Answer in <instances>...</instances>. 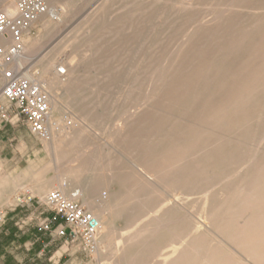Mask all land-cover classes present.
<instances>
[{"label": "rangeland", "instance_id": "obj_1", "mask_svg": "<svg viewBox=\"0 0 264 264\" xmlns=\"http://www.w3.org/2000/svg\"><path fill=\"white\" fill-rule=\"evenodd\" d=\"M45 1H46L47 7L49 10L50 9L55 10V14L57 13V17H52V15H49V14L42 15L35 21L33 25H30L29 27L30 31L28 33L23 34L22 39H23L24 45L27 48L32 47L31 48L32 52L29 54V57H31L30 58L31 60L26 61L25 63L29 65L28 69L31 71L32 74L36 76V78L43 85L45 91L51 96L52 113L54 110L55 103H57V105H59V107L61 108L60 114H57L54 116V119L58 121L57 122L58 130H56L55 133L61 134L63 130L71 131L73 126H75L76 124V126L79 127V129H81L84 132V134L80 142L74 145L72 148L71 147H67L66 149L62 148L60 152L54 153L51 149L47 148L42 138L33 135L29 131L28 127L25 125L22 118H20L17 115V111L14 105H12L11 107L12 113L10 114V117L8 120H5L1 117L4 120L3 122L4 130L0 132V155L2 154L1 155L2 158L0 159L1 161L0 162V264H19L14 259V257L22 255V254L28 257L27 261H24V264H49L48 262L49 257H51L53 253L57 252L61 248H64L62 251L66 254L63 256V258L60 260L58 264H178V263L180 264L183 261L184 262L181 264H184V263L185 264H189V263L190 264L192 263H195V264H205V263L215 264L216 263L218 264L219 260H220L219 264H251V262L252 264L253 263L254 264H257V263L264 264V259H263L264 250L255 249L252 252V249L250 248L253 247V245L251 244V246H247L248 245L247 242L256 241L257 239H259L260 235L264 231V206L262 207V205H264L263 204L264 195H262L264 194L263 193L264 192L263 191L264 190L263 189L264 180H262L264 179V173L262 175L259 170L257 172V167H256V166H259L261 163L264 164V159H262L264 157V153H263L264 152V148H263L264 147V111H263L264 108L262 107L264 106V98H263L264 97L263 95L264 94L263 93L264 92V14H263L264 13V7H263L264 0H260V1L259 0H219V1L218 0H213V1L212 0H188V1L187 0H167V2H165L166 0H163V1L159 0V2H157V0H150V1L148 0V2H146L147 0H133V1L115 0L116 2L114 0H59V2L57 0H45ZM258 1L260 3L262 2V5L257 4ZM128 2L130 3L127 4ZM138 3L140 5H138ZM146 3H147V6H146ZM247 3L249 5L245 6V4ZM3 5L4 3L0 4V9H5L3 7L1 8V6ZM70 5L72 6V8L73 7L74 8L73 9L70 8L71 7ZM141 5H144L142 6V10H145V13L147 12L146 13L147 15L145 16H148V17L153 16L152 20L156 19V22H160L163 20L165 21V23L169 22V23H172V25L173 24L175 25L173 27L174 31L170 32L171 33L170 36L167 37L168 36L167 35L166 37H164V39L166 40V43H165L166 49H168L169 47L174 49L173 47H176V46H177L176 48H179L180 45L185 46L189 43L191 46L194 45L192 48L196 47L195 49L196 50L199 49L198 52L201 51L202 54L204 53L206 54V52L208 54L209 52L214 53L216 50H220L224 48V50L226 51L220 50V51H224L222 54L221 52L216 51L215 55L219 53V55L220 54L221 55L223 54L232 55L233 57L247 59L246 65L241 68L238 67L235 70V75H232L233 77L230 76L226 78L225 80L223 78H219V83L227 84L229 83V80L231 81L234 78L236 79L238 75H242L239 73L243 72L244 74H249L248 78L252 80L251 82L252 86L247 88L249 90V93L247 94H249L250 95L249 97H251V96H254L256 92V95L254 97L248 98L246 100L243 99L241 100V102L234 100L231 102L230 105H228V108L225 111V116L227 115L229 119L230 118L235 119V120L232 119L233 122H231L227 117H225L227 120H225L224 125L227 123L226 126L230 127L228 129V130H231L230 132L227 130V127H225L227 131H225V129L221 131L224 127L223 125H221L220 128H217L214 126H213L214 128L212 127L210 128L212 131L214 130L213 135L211 133L209 134L210 130L209 132L207 130V133H205L206 131H202L200 132L201 134L200 133L197 134V137L195 138V144L200 145L201 147L203 146L202 148L204 149H201V147L199 148V146L197 145L195 147V150L198 153H196V155L194 156L193 161L197 162V163H194L197 168V172L200 169L199 173H197L196 175L198 176L199 174H201L202 177H206V175L203 176L204 175L203 173L206 172L205 174L207 173L210 174V175L207 174V179L209 178L210 179L207 181L205 178L204 179L205 181H204L199 175L200 177V180H199V178L196 176L197 178L194 180L192 185L186 188H183L185 190H181L182 192L181 191L173 192L175 191L174 184H170L169 182L168 184L169 187H166L168 181H165V182L158 181L155 177H152L153 173L151 172H150L151 174L147 173V171L149 170L145 169V167H147L146 163H144L142 165L143 167L141 166L140 168L141 170L144 169L143 170L144 174L142 177L139 178L136 175V168H135V164L138 165L139 162L137 163V161L135 160V154L133 153V145L131 146L130 144H128L126 137L124 133L122 132V129L125 127V124L129 123L128 121H131V122L135 121V119H137L139 116L142 115L143 112L146 111L145 107H144V110H142L141 108H143L142 106L143 102H146V88L144 86V83L147 81L148 76L145 79L144 78L141 79L142 77H140L141 75L137 71L138 69L136 68L137 67L136 61H138V56H139L138 52L136 50L133 51V57H132V51H131V55L129 56L130 58L132 57V59L130 62H129V59H130L129 56L128 57L126 56L127 58L126 57L124 58L123 63L125 64L124 65L125 68L121 72H118V71L116 72L117 73L116 80L111 82L110 84L109 79L106 77V74L104 73V66H103V62L101 59L102 55H99L101 54V52H100L99 46H97V44L99 45V42H98L99 35H104L105 39L110 40V36H112V32L115 31V29H118L117 27L121 26L124 20L128 18V14L125 13L127 9L130 8L131 10L132 8L133 9L139 8L140 10ZM217 5H218V8H215ZM121 6H124V7H121ZM200 7H201V10H199ZM225 7H227V11L229 12L225 13L226 12ZM197 8H199L198 9L199 11L196 10ZM246 9H248L249 11ZM253 9L255 10L256 13L253 12L254 11ZM121 10H123L124 12L122 13ZM195 10L197 12H195ZM215 10L218 13H215L214 12ZM149 11L150 13H148ZM104 13H105V17H104ZM107 13H109L110 17L108 16ZM195 13L196 15L197 14L198 15L197 16L194 15ZM231 13H232V16L230 15ZM247 13H249L250 15ZM120 14H122L121 15L122 17L120 16ZM199 14L201 15L199 16ZM234 14H236L237 17ZM254 14H257V15H254ZM113 15L114 16L116 15V17H114ZM248 15L249 17L251 16L252 20L248 19ZM259 15L262 16V18ZM208 16L210 17L208 18ZM102 18L103 20H101ZM200 18H202V20ZM103 21L105 23H103ZM228 21H230V23ZM238 21H239V25H238ZM246 21L247 23H245ZM199 23H200V27H198ZM201 24H203L204 26H202ZM221 24H223L224 29H223V26L222 28L221 26H219ZM107 25L109 28H106ZM147 27H150V25H147ZM218 27H219V32H218ZM159 28L160 27H157L158 30ZM196 28L198 30H196ZM220 28L223 33L220 31ZM230 28L232 31L230 30ZM192 30H194L193 32L195 33L194 35L190 36L189 34L193 33ZM155 31L156 30L154 29H152L150 32L148 30L145 35L148 38H150L151 36H153ZM188 32L190 33L188 34ZM224 32L225 33L228 32V33L224 34ZM218 34L220 35L219 37V39L221 40L220 42L218 39V36H219ZM126 35L129 38L131 33L128 32V34ZM126 35L124 37H126ZM223 35H226V36H223ZM188 36L192 37L193 40L191 41L192 38L188 39ZM228 36L229 38H227ZM172 37H173V40H172ZM180 37L183 39L179 41ZM194 37L195 39L197 37L198 38L194 40ZM211 37L212 39H209ZM161 38H163V36H161ZM185 38L187 39L185 41H182ZM169 41L171 44L170 43L167 44V42ZM182 42H186V44L185 43L183 44ZM215 44L217 45L219 44V46ZM208 49H210L211 51L208 52ZM196 56L198 55L196 54ZM129 64H131V66ZM50 65H53V68H52V70L54 69L53 74L54 73L56 74L57 71L60 72L62 70H67L69 66H72L73 71H74L72 72V74L66 73V74L57 75L58 79L65 83H68L70 79L73 77H77V76H80L82 78L88 77L90 82L88 84L87 94L89 93L90 97L96 100L97 104H95L96 105L95 114L97 113L96 115H100L99 117L95 115L96 118L94 116V118L89 119L87 117L79 116L77 113H75L70 108V106H68L67 95L63 91H53L49 88L46 82L42 80V77H44L45 75L44 74L45 67L50 66ZM126 66H129L130 68L129 67L127 68ZM130 69H131V72H130ZM218 69L220 70V68ZM127 70L128 72H126ZM125 77H127V79H125ZM136 77H138L139 79ZM260 83L263 84V87L261 86V88H256V86L260 87ZM109 84L110 86L112 85L113 86L110 87ZM130 85H132V87ZM1 87H2V82H0V89ZM261 89H262V92L259 91L260 95H258L257 90H261ZM258 99H259V102H258ZM252 102H255L256 104ZM136 103H138V105ZM9 104L10 103L6 101L0 95V107L3 106L6 109V107L11 106V104L10 105ZM257 106H260L261 108ZM138 110H139V113H138ZM243 111L244 112L246 111L247 114L243 113ZM239 112H242L244 115L242 113L240 114ZM144 115H146L147 117L150 116V115L143 113V116H141L140 118L144 117ZM239 115L242 118L245 116L243 118L244 120H242L241 117L240 119H238ZM52 120H53V115H52ZM228 124L229 125L232 124V126H229ZM252 124H255V125H252ZM231 127H233L234 129L233 128L231 129ZM250 127H253L254 129L253 128L251 129ZM248 129H250L251 131H249ZM216 131L218 132L220 131V133L218 134V132ZM248 131L250 133H247ZM225 132L227 133L226 135H225ZM251 132H252V135H251ZM116 133L118 134V136H116L117 135ZM204 133H205V136L203 135ZM243 133L244 135H247V134L249 135L246 137L243 135ZM215 134H218L220 137ZM216 136H218L217 138L220 141L215 138ZM236 137L239 140H236ZM202 138H205L207 140L203 142ZM210 139L214 140V142L212 141L211 143ZM142 140H143L142 138L138 139V141L135 139V142H136L135 144L147 146L146 144L148 143V141L144 142V140L143 141ZM151 140H156L152 145V149L153 151L157 150L159 148L158 147L156 149L157 144H159V140L156 138L152 139V137L150 138V141ZM196 140L198 143L196 142ZM243 140H246L247 142ZM141 141L142 143H140ZM199 141H202V142H199ZM235 141L238 142L239 144L233 143L234 146L233 145L230 146V144H232L231 142H235ZM245 142L246 144L247 143L248 144L246 145ZM240 143L242 145H240ZM226 144L229 145L230 149L232 147V150H230ZM213 146H214V149H212ZM223 146L224 148L226 146V148L224 149ZM241 146H243V148ZM208 148L211 150H209ZM213 150H215L214 153L212 152ZM70 151H72V154H75L76 156H83L84 158L90 160L93 164L92 167L97 171V175L99 177H108L110 175H115V173L118 174L121 178V182L123 186L122 189H123L124 195H126L124 196L125 201L123 200V204L121 206L122 210L117 212L113 218V223L111 225L113 229L111 228V233L109 235V238L106 240V243L104 245L97 244L98 251L94 256L84 253L81 249L80 243L71 244L65 239L53 240L49 232H48V237L44 236V233H43V232H46L43 228L45 226L44 221L46 220L47 217H51V215H48V214L42 215L41 209L39 208V205L37 204V202L39 201L42 202V200H44V197L48 193L55 191V190H59L56 179L58 178V175L60 173L67 171L68 167L71 165L73 159L72 157L70 158V156L66 154L67 152H70ZM209 151L212 153V155L210 156H209V153H210ZM219 151L222 153L219 154L218 153ZM225 152L226 154H223ZM202 155H205L206 157L205 156L202 157ZM225 155H227V157ZM197 156L198 158H196ZM207 156L210 157L209 159L213 161H217L221 159L224 162L222 167L223 168L225 167V169L221 168V170L218 171L217 169L214 170V168L216 167H213L211 168L209 172L203 171V170L201 171V168L199 167H201V164L203 163V161L208 158ZM228 156H230L231 158L229 157L230 158L229 159ZM246 156L248 157L244 159L243 157H246ZM204 157L205 159H203ZM224 157H226V159H224ZM232 157L236 158L237 161L236 162L233 161L236 159ZM253 158L254 159L256 158L255 161H252ZM129 159L134 160L135 162ZM257 160L259 161L260 164L256 162ZM250 161H252L251 163L252 164L254 163V164L252 165L251 163H249ZM238 162L240 163V165H238ZM232 163L234 164L229 165ZM110 164H112L113 166H111ZM166 165L167 166H165L164 168L165 173L171 170L168 164ZM248 165H250V167H248ZM252 168L256 169L257 173H255V170H253ZM121 169L125 171V172L124 171L122 172L124 174L120 173L122 171ZM246 170L248 171L244 172ZM211 171L213 175L217 174L218 172L224 173V174L221 173L222 179H217L216 177L217 175H215V179H214V176L210 173ZM258 174L260 176H258ZM147 176H148V179L144 180V177L147 178ZM10 177L11 178L18 177V180L20 182L25 181L27 183H30L31 186L25 185V186L14 188L16 186L15 181L11 179ZM252 177H257V179H260V182L262 183L256 186L257 184H255L254 182L256 181V178H252ZM239 178L241 179V181ZM238 179H239V182H238ZM196 180L198 181L195 182ZM154 181H156L155 186H154L155 184ZM244 181H245V184H242ZM135 182H137L136 185L134 184ZM233 182L235 183L234 186L236 187L233 186L232 184ZM236 183H239L238 186L243 185L242 188L240 189ZM249 183H252V184H249ZM159 184H160V187H159ZM231 184L233 187V191H230L232 187L231 188L227 187V186H231ZM163 185L165 186V188H162ZM170 185H172L171 188H170ZM244 185H247L249 190L247 189V186H245L246 187L245 188ZM41 186H43L45 190L39 193L38 191L35 190V188L41 187ZM64 186H65V189L67 190V193L73 192L72 195L77 196L76 202H78L83 207H85L89 212L91 211V208L89 207V205L85 204L83 196L79 194V192L83 190V186H84L83 182L80 184H76L66 179L64 182ZM125 187L126 188L128 187V188L126 189ZM192 187L194 188L192 189ZM226 187L230 189H227ZM250 187L252 188L250 189ZM136 188L137 190H135ZM196 188L199 190L196 191ZM12 189H13V192H11ZM113 189L117 190V187L114 186ZM189 189H190V192H191V189L193 192L190 193ZM224 189H227L225 190V193L227 192V194H228V191H230L231 198L230 196L228 197L225 193L220 192L222 190L224 191ZM237 190H239V192ZM246 190H247V193H246ZM132 191L133 192L135 191V192L132 193ZM187 192L189 193L187 194ZM240 192L241 194H239ZM64 194L67 195L65 192ZM165 194L167 195L170 194V195L167 196ZM217 194L220 196H218ZM12 195H13V198L11 197ZM104 195H105V190L103 189L98 194H96L93 197L95 204H98V201L102 197H104ZM143 195L144 196L147 195V196L144 197ZM255 195H258V196H256L255 198L253 197ZM217 196L220 198L217 199ZM28 197H31L32 201H28ZM128 197L129 198L135 197V199L133 198L128 199ZM239 197H241L240 202L238 199ZM251 197L257 199V202L255 201V199L251 200L250 199ZM221 198L222 199L224 198L223 199L224 202H222L223 200ZM131 199L134 201H132ZM137 199L138 201L136 204ZM249 199L251 200V203H248ZM228 200L229 201L232 200L230 201L231 203ZM245 200H247L246 201L247 203L245 202ZM130 201H132L133 203ZM214 202H216L215 203L216 206L215 204L213 205ZM233 202H235L234 204L236 205L233 206ZM222 203H227V205L223 204L225 205L223 206ZM228 203L230 204L229 206H228ZM244 203H246L248 206ZM135 204L137 205L138 209H136ZM210 204H212V206H215V208L216 207L221 208V206H223L222 208H224L225 212L223 209H219L220 210L219 211L217 208L214 210L215 211L214 212L213 211L214 207L212 209V206ZM218 204L220 205V207H218ZM126 206H127V210L125 209ZM209 206H211V210ZM238 207H240V209L237 210ZM254 207H256V210H254ZM259 207L260 209H258ZM176 209H178L177 212H175ZM243 209L245 211H242V213H240V211ZM257 209L259 213L257 212ZM169 210H172L170 212L171 216L169 214ZM209 210L211 213L209 212ZM235 210H237V212H235ZM216 211L219 212L218 213L219 215L217 214ZM254 211H256L258 214H256V212ZM220 212L222 213V216H220ZM231 212L233 214V217L238 216L239 218L234 217L235 218L234 219L232 217ZM213 213L216 215V217ZM224 214L225 215L228 214L231 216H229L228 218V216H224ZM245 214L247 215L249 214V215L246 216L245 218ZM160 217L162 218L160 219ZM209 217L211 219H209ZM154 218H156V220H154ZM227 218L228 219L231 218V220H228ZM240 218L241 220L237 221L236 223V219H240ZM250 218H251L250 221L253 222L255 220L256 222L255 221L253 223L248 222V225H246L248 219ZM256 218L260 220L258 221ZM158 220L161 222H159ZM182 220H184V222H182ZM215 220H217V223L221 222L222 224L221 223L215 224L216 223ZM234 220L235 222H233ZM151 222L153 223L149 224ZM155 222L157 223L159 222L158 225L157 223L155 224ZM181 222L185 225H183L184 227L181 226V229H180V225H182ZM231 223L233 224L235 223L234 226ZM241 223L243 224L241 225ZM220 224H221V227H220ZM225 224H227L228 226L231 224L230 227L232 226L233 228L231 227V229H229L230 227L228 228L227 225ZM238 225L239 226L241 225L242 229L238 228ZM129 226L132 228H130ZM155 226H157L158 228H156ZM207 227L209 228V230ZM245 227L248 230L247 229L245 230ZM138 228L139 230H137ZM236 228L240 230H236ZM184 229L189 230V231L190 229L191 230L193 229V230L190 232L187 231V235H186V232ZM214 230H216V232ZM222 232H224V234ZM244 232L247 233L246 236L243 234ZM177 233L178 235H181V236L180 237L177 236ZM191 235H194V238H191L192 237ZM111 238L113 239L112 241L110 240ZM109 240L111 243L109 242ZM129 242H131L132 244ZM215 242L219 246H217ZM228 242L229 244H227ZM185 243L189 245H185ZM195 243H198V244L194 245ZM239 243L245 244V245L243 244V246L242 244H240V247L242 248L244 247V249L239 248V245H237ZM212 245L215 247H213ZM130 246H131V249L129 248ZM188 246L189 247L191 246L192 249L189 248ZM210 246L212 250L209 249ZM126 247H128L130 250L127 249ZM193 247L196 250H194ZM233 247L234 249H232ZM180 248L183 250L179 251ZM208 249L210 250V252ZM231 249L233 252L231 251ZM204 250L206 252H204ZM215 250H217V253ZM235 250H237L238 253ZM207 251L210 256L208 255ZM182 252L183 253L185 252L184 256ZM211 253H213V255H211ZM202 254L204 255L202 256ZM206 254L208 255L207 256L208 259H206L207 261L205 260V258H207ZM178 256L180 257V260ZM187 256L188 258H186ZM195 256L197 257V259H194L196 258ZM211 256H213L214 258L213 257L211 258ZM185 258L189 261H187ZM200 258H201V261H200ZM209 258H210V261H209ZM191 259H192V262L190 261ZM198 260L200 263H198Z\"/></svg>", "mask_w": 264, "mask_h": 264}, {"label": "bare ground", "instance_id": "obj_2", "mask_svg": "<svg viewBox=\"0 0 264 264\" xmlns=\"http://www.w3.org/2000/svg\"><path fill=\"white\" fill-rule=\"evenodd\" d=\"M59 2V0H57ZM115 1V0H114ZM133 1V0H131ZM150 1V0H149ZM163 1V0H162ZM188 1V0H187ZM213 1V0H212ZM219 1V0H218ZM260 1V0H259ZM257 2V4H261L262 5V2ZM6 2V3H5ZM65 2V1H64ZM73 2V1H72ZM116 2V1H115ZM114 2V3H115ZM141 2V1H140ZM139 2V3H140ZM148 2V0L146 1ZM157 2H159V0H157ZM167 2V0L165 1ZM221 2V1H220ZM3 6H1V8H5V9H2V10H9L10 14H14L16 13V7L15 5L10 1V0H0V4H3ZM130 2H128L127 4H129ZM138 3V5H140ZM143 3V1H142ZM172 3V2H171ZM175 3V2H174ZM173 3V5H174ZM228 3V2H227ZM221 4V3H220ZM223 4V3H222ZM252 4V3H250ZM117 5V4H116ZM172 5V6H173ZM185 5V4H184ZM214 5V4H213ZM246 5H249L248 3L245 4ZM256 5V4H255ZM71 6V5H70ZM142 6L144 5H141V9L139 10V8L137 9H127V11L125 12L126 14H128V18H124V22L122 23L121 26L117 27L118 29H115V31L112 32V36H110V40L108 39H105L104 38V35H99L98 36V42H99V45L97 44V46H99V49H100V52L101 54L99 55H102V58L100 56V58L102 59V62H103V66H104V73L106 74V77L109 79L110 81V84L111 82L115 81L116 80V76H117V71L118 72H121L124 68H125V64L123 63L124 61V58L129 55H131V51H132V57H133V51H137L138 52V61L137 64H136V68L138 69L137 71L139 72V75L140 77H142L141 79H145L147 76V81L144 83V86L146 88V102H143V108H141L142 110H144V107L146 109L145 112H143L144 114H147V115H150V116H146L144 115V117L140 118L141 116H143V113L141 116H139L137 119H135V121L131 122V121H128L129 123L125 124V127L122 129V132L124 133L125 137H126V140L128 142V144H130L131 146L133 145V153L135 154V160L137 161V163L139 162V164H135V168H136V175L140 178L143 176L144 174V169L141 170V166L146 163L147 164V167H145V169L149 170L147 171V173H153V176L152 177H155L158 181H168L167 182V185L169 184H174V188H175V191L173 192H176V191H181V190H185L183 188H186L188 186H191L192 183L194 182V180L198 177L199 180H200V177L199 175L201 176V178L204 180L206 178V180L208 181L209 179H207V174L203 173L206 177H202L201 174H199L198 176L196 175L197 173H199V171L197 172V168L195 166L194 163H197V162H194L193 158L194 156L196 155V150H195V147L197 144H195V138L197 137V134H199L200 132L202 131H206L205 133H207V130L209 132V134L211 133L212 135L214 134L213 131L210 129L211 127L214 128V127H217V128H220L221 125H223V129L221 131H223L225 129V127H227V130L230 128L228 126H226V124L224 125L225 123V120H227L225 117H227V115L225 116V111L226 109L228 108V105L231 104L232 101L236 100V101H240L243 100V99H248V98H251V97H254L256 95V92H255V95L254 96H251L249 97L250 95L247 94L249 93V90L247 89L248 87L252 86V80H250V78H248L249 74H244L243 72L239 73V74H242V75H238V77L233 80H229V83L227 84H220L219 83V78H223L224 80L232 75H235V70L238 68V67H243L246 65L247 63V59H241L239 57H233L232 55H221L224 51V48L223 49H220V50H224V51H220V50H216L218 52H221V54L219 55V53H216V51L214 53H211L209 51H211L210 49H208V52L209 54L206 52V54H202L201 51L198 52L199 49H195V48H192L194 45H190L189 43L185 46L183 45H180L179 48H176V47H173L174 49L172 48H168L166 49L165 47V43H166V40L164 39V37H169L170 36V32L174 31L173 30V27L175 26L174 24L172 25V23H169V22H166L165 21H160V22H156V19L155 20H152V17L153 16H145L147 15L145 13V10H142ZM146 6H147V3H146ZM145 6V7H146ZM196 6V5H194ZM223 6V5H221ZM242 6V5H241ZM244 6V5H243ZM260 6V5H259ZM121 7H124V6H121ZM134 7V6H133ZM138 7V6H137ZM160 7V6H159ZM214 7V6H213ZM236 7V6H235ZM264 7V6H263ZM72 8V6L70 7ZM74 8V7H73ZM72 8V9H73ZM120 8V7H119ZM175 8V7H174ZM215 8H218V5L215 7ZM226 8V12H229L227 11V7ZM240 8V7H238ZM254 8V6H253ZM155 9V8H154ZM199 8H197L196 10H198ZM221 9V7H220ZM260 9V8H259ZM170 10V9H169ZM195 10V12H197ZM201 10V7L200 9ZM198 10V11H199ZM225 10V9H223ZM248 10V9H246ZM254 10V9H253ZM116 11V10H114ZM122 13L124 12L123 10H121ZM203 11V10H202ZM249 11V10H248ZM260 11V10H259ZM112 12V11H110ZM191 12V11H190ZM215 13H218L216 12V10L214 11ZM213 12V13H214ZM245 12V11H243ZM247 12V11H246ZM255 12V10L253 11ZM70 13V12H69ZM124 13V14H125ZM144 13V14H143ZM150 13V11L148 12ZM179 13V12H178ZM194 13V12H193ZM199 13V12H198ZM241 13V12H240ZM256 13V12H255ZM46 14H49V15H52V17H57V13L55 14V10L53 9H50L48 13ZM44 14V15H46ZM102 14V13H101ZM108 16H109V13H107ZM175 14V13H174ZM249 14V13H247ZM252 14V13H251ZM258 14V13H257ZM257 14H254V15H257ZM262 14V13H261ZM264 14V13H263ZM69 15V14H68ZM122 14H120L121 16ZM152 15V14H151ZM196 15V13L194 14ZM193 15V16H194ZM198 15V14H197ZM196 15V16H197ZM201 14H199L200 16ZM216 15V14H215ZM232 16V13L230 14ZM236 16V14H234ZM250 15V14H249ZM248 15V19L250 20L251 19V16L249 17ZM253 15V14H252ZM95 16V15H94ZM102 16V15H101ZM114 16V15H113ZM112 16V18H113ZM178 16V15H177ZM186 16V15H185ZM198 16V17H199ZM247 16V15H246ZM260 16V15H259ZM104 17H105V13H104ZM103 17V18H104ZM110 17V16H109ZM108 17V18H109ZM116 17V15L114 16ZM122 17V16H121ZM125 17V16H124ZM197 17V18H198ZM210 16H208L209 18ZM223 17V16H222ZM237 17V16H236ZM239 17V16H238ZM254 17V16H253ZM258 17V16H256ZM262 18V16H260ZM259 17V18H260ZM103 18L101 20H103ZM196 18V17H195ZM194 18V19H195ZM207 18V17H205ZM218 18V17H217ZM255 18V17H254ZM42 19V18H41ZM105 19V18H104ZM111 19V18H110ZM109 19V20H110ZM115 19V18H114ZM113 19V20H114ZM202 20V18H200ZM211 19V18H210ZM209 19V20H210ZM220 19V18H219ZM230 19V18H228ZM227 19V20H228ZM258 19V18H257ZM256 19V20H257ZM106 20V19H105ZM104 20V21H105ZM196 20V19H195ZM206 20V19H205ZM208 20V19H207ZM224 20V19H223ZM226 20V21H227ZM244 20V19H243ZM242 20V21H243ZM247 20V21H249ZM252 20V19H251ZM100 21V20H99ZM103 21V23H105ZM194 21V20H193ZM204 21V20H203ZM247 21L245 23H247ZM93 22V21H92ZM109 22V21H108ZM178 22V21H177ZM180 22V21H179ZM202 22V21H201ZM210 22V21H209ZM219 22V21H218ZM230 23V21H228ZM237 22V21H236ZM235 22V24H236ZM35 22L32 23V25L34 24ZM110 23V22H109ZM113 23V22H112ZM111 23V24H112ZM187 23V22H186ZM220 23V22H219ZM232 23V22H231ZM234 23V21H233ZM244 23V24H245ZM96 24V23H95ZM98 24V23H97ZM188 24V23H187ZM227 24V23H226ZM242 24V23H241ZM240 24V25H241ZM104 25V24H102ZM110 25V24H109ZM114 25V24H113ZM147 25H150V27H147ZM157 25V26H156ZM202 26H204L203 24H201ZM225 25V24H224ZM238 25H239V21H238ZM236 25V26H238ZM243 25V24H242ZM111 26V25H110ZM187 26V25H186ZM191 26V25H190ZM223 26V24L219 25ZM30 27V26H29ZM26 28L24 30L23 33H28L30 30V28ZM101 27V26H100ZM99 27V28H100ZM157 27H160L159 30L157 29ZM181 27V26H180ZM200 27V23H199V26ZM211 27V26H210ZM214 27V26H213ZM233 27V26H232ZM231 27V28H232ZM105 28V26H104ZM106 28H109L108 25L106 26ZM111 28V27H110ZM184 28V27H183ZM220 28V31L222 32ZM230 28V30H231ZM236 28V27H235ZM249 28V27H248ZM246 28V29H248ZM112 29V28H111ZM154 29L156 30L153 34V36H151L150 38H148L145 34L147 33V31L149 30V32ZM214 29V28H213ZM212 29V30H213ZM223 29H224V26H223ZM234 29V28H233ZM176 30V29H175ZM196 30H198L196 28ZM201 30V29H200ZM216 30V29H215ZM229 30V29H227ZM97 31V30H96ZM111 31V30H109ZM191 31V29H190ZM194 30H192L193 32ZM207 31V30H206ZM211 31V30H210ZM224 31V30H223ZM232 31V30H231ZM247 31V30H246ZM131 33V35L129 36V38L127 37L126 34ZM191 32V33H192ZM200 32V31H199ZM218 32H219V27H218ZM220 32V33H221ZM238 32V31H237ZM241 32V31H240ZM245 32V31H244ZM97 33V32H96ZM182 33V32H180ZM185 33V32H184ZM190 32H188L189 34ZM195 32H193L192 34H189L190 36L191 35H194ZM216 33V32H214ZM219 33V34H220ZM223 33V32H222ZM228 33V32H226ZM224 32V34H226ZM187 34V33H186ZM218 34V35H219ZM230 34V32H229ZM237 34V33H236ZM235 34V35H236ZM243 34V33H242ZM241 34V35H242ZM126 35V37H124ZM200 35V34H199ZM232 35V34H231ZM244 35V34H243ZM161 36H163V38H161ZM175 36V35H174ZM187 36V35H185ZM188 36V39L189 38H192ZM210 36V35H209ZM208 36V37H209ZM223 36H226V35H223ZM234 36V35H233ZM254 36V35H253ZM91 37V36H90ZM132 37V38H131ZM213 37V35H212ZM209 38V39H212ZM220 35L218 36V39H219ZM222 37V36H221ZM252 37V36H251ZM179 38V37H177ZM176 38V39H177ZM198 38V37H197ZM196 38V39H197ZM206 38V37H205ZM223 38V37H222ZM229 38V36L227 37ZM239 38V37H238ZM241 38V37H240ZM249 38V37H248ZM95 39V38H93ZM125 39V40H124ZM183 39L180 37L179 41ZM187 38H185L184 40L182 41H185ZM195 37H194V40H196ZM203 39V38H202ZM217 39V40H218ZM88 40V39H87ZM172 40H173V37H172ZM171 40V41H172ZM193 40V38L191 39V41ZM227 40V39H226ZM188 41V40H187ZM209 41V40H208ZM211 41V40H210ZM221 40L219 39V42ZM235 41V40H234ZM237 41V39H236ZM176 42V41H174ZM195 42V41H194ZM218 42V41H217ZM93 43V42H92ZM169 42H167V44H169ZM183 44L186 42H182ZM216 43V41H215ZM84 44V43H83ZM87 44V43H86ZM171 44V43H170ZM177 44V43H176ZM220 44V43H219ZM219 44H215L217 46H219ZM173 45V44H172ZM178 45V46H179ZM210 45V44H209ZM230 45V44H229ZM171 46V45H170ZM183 46V47H182ZM205 46V45H204ZM227 46V45H226ZM228 47V46H227ZM32 47H26L25 46V52L22 56V61L23 62H26V61H29L31 60L29 57V54L32 52ZM231 48V47H230ZM249 48V47H248ZM195 49V50H194ZM203 49V48H202ZM206 49V48H205ZM216 49V48H215ZM96 50V49H95ZM94 50V51H95ZM228 50V48H227ZM242 50V49H241ZM214 51V50H213ZM243 51V50H242ZM98 52V51H97ZM204 52V51H202ZM230 52V51H229ZM228 52V53H229ZM240 52V51H239ZM136 53V52H135ZM195 55H194V54ZM242 53V52H241ZM245 53V52H244ZM196 54L198 56H196ZM227 54V53H226ZM238 54V53H237ZM245 55V54H244ZM250 55V54H249ZM126 57V58H127ZM132 57L130 58L129 56V62L131 61ZM263 57V56H262ZM127 60V59H126ZM125 60V61H126ZM135 61V60H134ZM128 64V63H127ZM54 65V64H53ZM53 65H50V66H46L45 67V75L44 77H42V80H44L46 82V84L49 86V88L53 91H63L66 95H67V102H68V106H70V108L75 112L77 113L79 116H82V117H87L89 119H92L94 118V116L97 114H95V104L96 103V100H94L92 97H90L89 93L87 94V89H88V84L90 82V80L88 79V77H85V78H82L80 76H77V77H73L70 79V81L68 83H65L63 81H60L58 79V76L57 75H60V74H66V73H69V74H72L73 71V68L72 66H69V68H67V70H62V71H57L56 74L54 73L53 74ZM131 66V64H129ZM134 66V65H133ZM55 67V66H54ZM127 68L129 66H126ZM130 68V67H129ZM217 68V70H216ZM220 68V70L218 69ZM132 69V68H131ZM131 69H130V72H131ZM244 69V68H243ZM249 69V68H248ZM125 71V70H124ZM128 72V70L126 71ZM123 73V72H122ZM102 74V73H101ZM134 74V73H133ZM231 74V75H230ZM126 75V74H125ZM233 77V76H232ZM236 77V76H235ZM124 78V77H123ZM138 78V77H136ZM125 79H127V77H125ZM130 79V78H129ZM135 79V78H133ZM139 79V78H138ZM140 79V80H141ZM119 80V79H118ZM222 80V79H221ZM101 81V80H100ZM1 82V81H0ZM122 82V81H121ZM130 82V81H128ZM224 82V81H223ZM123 83V82H122ZM109 84V86H110ZM139 84V83H138ZM102 86V85H101ZM113 86V85H112ZM110 86V87H112ZM132 87V85H130ZM129 86V87H130ZM261 86L263 87V84L260 83V87L259 86H256V88H261ZM136 87V85H135ZM255 88V86H254ZM123 89V88H122ZM134 89V88H133ZM144 89V88H143ZM247 89V90H246ZM127 90V89H126ZM125 90V92H126ZM258 92V95H260L259 91L262 92V89L261 90H257ZM124 92V91H123ZM124 92V93H125ZM145 92V91H144ZM123 93V94H124ZM128 93V92H127ZM253 93V92H252ZM264 93V92H263ZM246 94V95H245ZM262 94V93H261ZM264 95V94H263ZM126 96V95H125ZM140 96V95H139ZM135 97V96H134ZM263 97V96H262ZM264 98V97H263ZM145 99V97H144ZM255 99V98H253ZM133 100V99H132ZM141 100V99H140ZM145 101V100H143ZM254 101V100H253ZM257 101V99H256ZM52 102V101H51ZM139 102V101H138ZM258 102H259V99H258ZM140 103V102H139ZM142 103V102H141ZM254 104H256L255 102H252ZM251 103V104H252ZM134 104V103H133ZM138 105V103H136ZM249 104V103H248ZM246 107V106H245ZM254 107V106H253ZM251 107V108H253ZM257 107H260V106H257ZM264 108V106H262ZM126 108V107H125ZM137 108V107H136ZM261 108V107H260ZM259 108V109H260ZM138 109V108H137ZM140 109V110H141ZM232 109V107H231ZM230 109V110H231ZM244 109V108H243ZM150 110V111H149ZM229 110V109H228ZM242 110V109H241ZM249 110V109H248ZM252 110V109H251ZM60 111H61V108L59 107V105H57V103H55L54 105V110H53V113L51 114V121H52V124H57L58 121H56L54 119V116L57 115V114H60ZM134 111V110H133ZM250 111V110H249ZM255 111V110H253ZM252 111V112H253ZM264 111V110H263ZM230 112V111H229ZM99 113V112H98ZM102 113V112H101ZM137 113V112H136ZM138 113H139V110H138ZM137 113V114H138ZM149 113V114H148ZM228 113V112H227ZM240 114L242 112H239ZM243 113L247 114V112L243 111ZM242 113V114H243ZM258 113V111H257ZM260 113V112H259ZM132 114V113H131ZM249 114V113H248ZM52 115H53V120H52ZM244 115V114H243ZM96 116H100V115H96ZM95 116V118H96ZM126 116V115H125ZM130 116V115H129ZM127 117V116H126ZM240 119V115L238 116ZM245 117V116H244ZM243 117V118H244ZM228 118V117H227ZM242 117L241 119L244 120ZM125 119V117H124ZM127 119V118H126ZM229 119V118H228ZM233 119V118H232ZM232 119L230 118L229 120L231 122ZM235 120V119H233ZM250 120V119H248ZM94 121V120H93ZM137 121V122H136ZM88 122V121H87ZM256 122V121H255ZM89 123V122H88ZM91 124V123H90ZM74 125V124H73ZM229 125V124H228ZM234 125V124H233ZM250 125V124H249ZM248 125V126H249ZM252 125H255V124H252ZM120 126V125H119ZM118 126V127H119ZM214 126V127H213ZM229 126H232V124H230ZM244 126V125H243ZM242 126V127H243ZM234 127V126H233ZM231 127V129L233 128ZM248 128V127H247ZM251 129L253 127H250ZM258 128V127H256ZM234 129V128H233ZM254 129V128H253ZM225 129V131H227ZM249 131H251L250 129H248ZM229 132L231 130H228ZM247 132V133H250V132ZM218 132V131H216ZM215 132V133H216ZM256 132V131H255ZM205 133L203 134L205 136ZM220 133V131L218 132V134ZM245 133V131H244ZM243 133V135H244ZM246 133V134H247ZM83 134L84 132L79 129V127L76 126H73L72 130L71 131H68V130H63L61 132V134H57V133H53L51 138L49 139H42L47 148L51 149L54 153H58L61 151L62 148L66 149L67 147H73L74 145H76L77 143L80 142L81 138L83 137ZM117 134V133H116ZM201 134V133H200ZM218 134H215V135H218ZM227 133L225 132V135ZM222 135V134H221ZM232 135V134H231ZM230 135V136H231ZM237 135V134H236ZM242 135V134H241ZM249 134L247 135H244V136H248ZM251 135H252V132H251ZM115 136V135H114ZM118 136V134L116 135ZM199 136V135H198ZM219 136V135H218ZM216 136L215 138L218 139ZM254 136V135H253ZM137 137V138H136ZM152 137V139H158L159 140V144H157V147L156 149L157 150H154L152 149V145L153 143L156 141V140H151L150 141V138ZM220 137V136H219ZM223 137V136H222ZM233 137V136H232ZM143 139L144 142L148 141V143L146 144L147 146H144V145H137L135 144V139L138 141V139ZM213 138V137H212ZM214 138V140H215ZM223 139V138H222ZM226 139V138H225ZM142 140V141H143ZM157 140V141H158ZM199 140V139H198ZM203 142L207 139L205 138H202ZM211 140V139H210ZM214 140H211V143L212 141L214 142ZM219 140V139H218ZM236 140H239L237 139L236 137ZM123 141V140H122ZM142 141L140 143H142ZM151 143H150V142ZM220 141V140H219ZM233 141V140H232ZM243 141H246V140H243ZM250 141V140H248ZM197 142V140H196ZM199 142H202V141H199ZM208 142V141H207ZM247 142V141H246ZM245 142V144H246ZM158 143V142H157ZM198 143V142H197ZM229 143V141H228ZM227 143V144H228ZM234 146L233 143H238V142H231ZM204 144V143H203ZM208 144V143H207ZM226 144V145H227ZM239 144V143H238ZM237 144V145H238ZM248 144V143H247ZM246 144V145H247ZM127 145V143H126ZM149 145V146H148ZM155 145V144H154ZM240 145H242L240 143ZM199 146V148L201 147L200 145H197ZM207 146V145H206ZM222 146V145H221ZM203 147V146H202ZM201 149H204L202 148ZM211 147V146H210ZM209 147V148H210ZM227 147H229V145H227ZM243 148V146H241ZM261 147V146H260ZM208 148V149H209ZM217 148V146H216ZM222 148V147H221ZM220 148V150H221ZM224 148V146H223ZM226 148V146H225ZM224 148V149H225ZM241 148V149H242ZM264 148V147H263ZM207 149V150H208ZM214 149V146L213 148ZM230 149V147H229ZM240 149V150H241ZM259 149V148H258ZM211 150V149H209ZM223 150V149H222ZM227 150V149H226ZM232 150V147L231 149ZM238 150V149H237ZM206 151V150H205ZM215 150H213L212 152L214 153ZM260 151V150H259ZM258 151V152H259ZM262 151V149H261ZM202 152V151H201ZM200 152V154H201ZM210 152V151H209ZM230 152V151H229ZM203 153V152H202ZM211 153V152H210ZM209 153V156L212 155V153L210 154ZM219 154L222 153V152H218ZM232 153V152H231ZM264 153V152H263ZM67 155L70 156V158L72 157V163L71 165L68 167L67 171H64L62 173H60L58 175V178L56 179L57 183H58V188H59V191L61 192H65L69 197H72L74 198L75 200L77 199V196L75 195H72L73 192H69L67 193V190L65 189V186H64V182L65 180H69L70 182L72 183H76V184H80L83 182L84 186H83V190L81 192H79V194H81L84 198V202L85 204L89 205V207L91 208V211L90 213H92L98 220H99V223H100V228H99V231H98V236H97V244H101V245H104L106 243V240L109 238V235L111 233V225L113 223V218L115 216V214L119 211L122 210L121 206L123 204V200H124V192H123V186H122V182H121V178L118 174L115 173V175H110L108 177H99L97 175V171L92 167L93 164L90 160L84 158L83 156H76L75 154H72V151L70 152H67L66 153ZM132 154V153H131ZM223 154H226L223 153ZM230 154V153H229ZM236 154V152H235ZM208 155V154H206ZM232 155V154H231ZM230 155V156H231ZM205 156V155H202V157ZM227 157V155H225ZM228 156V158L230 157ZM201 157V156H200ZM206 157V156H205ZM205 157L203 159H205ZM208 157V156H207ZM226 157H224V159H226ZM235 157V156H234ZM232 157V158H234ZM248 156L246 157H243L244 159L247 158ZM252 157V156H250ZM254 157V156H253ZM259 157V156H258ZM198 158V156L196 157ZM210 157H208L207 159H205L203 161V163L201 164V171H207L209 172L211 170V168L213 167H216L214 168V170H218L220 171L222 167V165L224 164V162L219 159L217 161H213V160H210L209 159ZM231 158V157H230ZM229 158V159H230ZM257 158V157H256ZM255 158V159H256ZM262 158V156H261ZM236 159V158H234ZM255 159L253 158L252 161H255ZM260 159V158H259ZM264 159V157L262 158ZM261 159V161H262ZM131 160V159H129ZM202 160V159H201ZM131 161H134V160H131ZM130 161V162H131ZM196 161V160H195ZM199 161V159H198ZM233 161H237L236 160H233ZM243 161V160H242ZM241 161V162H242ZM252 161H250L249 163H251ZM260 161V162H261ZM135 162V161H134ZM133 162V163H134ZM234 162V163H235ZM257 163H259V161L257 160L256 161ZM66 163V162H65ZM96 163V162H95ZM100 163V162H99ZM231 163V162H230ZM234 163L232 164H229V165H233ZM243 163V162H242ZM97 164V163H96ZM166 164H168V166L170 167L171 170H169L168 172L165 173V166H167ZM252 164V163H251ZM254 164V163H253ZM252 164V165H253ZM260 164V163H259ZM111 166H113L112 164H110ZM140 165V166H139ZM238 165H240V163L238 162ZM257 165V164H256ZM118 166V165H117ZM116 166V167H117ZM146 166V165H145ZM200 166V164H199ZM245 166V165H244ZM119 167V166H118ZM143 167V166H142ZM248 167H250V165H248ZM247 167V169H248ZM257 167V172L258 170L260 171V173L263 175L264 173V164L261 163L259 166H256ZM255 167V168H256ZM107 168V167H106ZM110 168V167H109ZM121 168V167H120ZM123 169V167H122ZM121 169V170H122ZM133 169V168H132ZM225 169V167L223 168ZM243 169V168H242ZM253 169V168H252ZM107 170V169H106ZM130 170V169H129ZM213 170V169H212ZM213 170V171H214ZM244 170V169H243ZM255 170V173L256 172V169H253ZM124 170H122L120 173H122ZM134 171V170H133ZM248 170L244 171V172H247ZM107 172V171H106ZM114 172V171H113ZM119 172V171H118ZM125 172V171H124ZM132 172V171H131ZM217 172V171H215ZM227 172V171H226ZM105 173V172H104ZM119 173V174H120ZM150 173V174H151ZM212 174V171L210 172ZM222 173V172H221ZM220 172H218L217 174H212L214 176V179H215V175H217V179H222V173L221 174ZM112 174V173H111ZM124 174V173H122ZM135 174V173H134ZM146 174V173H145ZM245 174V173H244ZM109 175V174H108ZM147 175V174H146ZM210 175V174H209ZM261 175V176H262ZM197 176V177H196ZM225 176V175H224ZM256 176V175H255ZM258 176H260L258 174ZM257 176V177H258ZM135 177V175H134ZM257 177H252V178H256V181L255 184H257L256 186H258V184H261L262 182H260V179H257ZM11 178V177H10ZM230 178V177H229ZM242 178V177H240ZM239 178V179H240ZM15 181V184L16 187H21V186H31L30 183H27L25 181H19L18 180V177L17 178H11ZM148 179V176L147 178L144 177V180ZM150 179V178H149ZM213 179V178H212ZM239 179H238V182H239ZM262 179V177H261ZM31 180V179H29ZM133 180V179H132ZM139 180V179H138ZM264 180V179H262ZM130 181V180H129ZM157 181V182H158ZM198 180H196L195 182H197ZM205 181V180H204ZM241 181V179H240ZM250 181V180H249ZM251 181V182H253ZM140 182V181H139ZM156 181H154L155 183ZM237 182V181H236ZM137 182H135L134 184L136 185ZM247 183V182H246ZM131 184V183H130ZM129 184V185H130ZM133 184V185H134ZM158 184V183H157ZM163 184V183H162ZM233 186H234V182L232 183ZM232 184L231 186H227V187H232ZM237 186L239 185V183H236ZM242 184H245V181L242 183ZM249 184H252V183H249ZM128 185V184H126ZM132 185V186H133ZM142 185V183H141ZM156 185V183L154 184V186ZM166 185V184H165ZM166 187H169V185ZM241 185V184H240ZM114 186L117 187V190H114ZM131 186V187H132ZM138 186V185H137ZM136 186V187H137ZM147 186V185H146ZM172 185H170V188H171ZM198 186V185H197ZM243 186V185H242ZM242 186H238L240 189L242 188ZM247 186V185H244V187ZM250 186V185H249ZM261 186V185H260ZM263 186V185H262ZM159 187H160V184H159ZM162 187V186H161ZM195 187V186H194ZM192 187V189L194 188ZM226 187V188H227ZM236 187V186H234ZM126 188V187H125ZM124 188V189H125ZM128 188V187H127ZM126 188V189H127ZM138 188V187H137ZM137 188L135 190H137ZM162 188H165V186L163 185ZM173 188V187H172ZM230 188H227V189H230ZM237 188V189H239ZM246 188V187H245ZM252 187H250L251 189ZM105 190V195L104 197H102L99 201H98V204H95L94 200H93V197L98 194L100 191ZM139 189V188H138ZM145 189V188H144ZM143 189V190H144ZM191 189V192H193ZM227 189H224V191H220V192H223L225 193V190ZM247 189L249 190L248 186H247ZM256 189V188H255ZM260 189V188H259ZM258 189V190H259ZM264 189V188H263ZM15 190V189H14ZM36 191H38L39 193L43 192L45 189L43 186L41 187H36L35 188ZM164 190V189H162ZM199 190L196 188V191ZM208 190V189H207ZM244 190V189H243ZM142 191V190H141ZM140 191V193H141ZM145 191V190H144ZM230 191H233V187L232 189H230ZM230 191H228V194L227 192L225 193L228 197L230 196ZM239 192V190H237ZM252 191V190H251ZM262 191V189H261ZM264 191V190H263ZM13 192V189L12 191ZM63 192V193H64ZM135 192V191H134ZM132 191V193H134ZM182 192V191H181ZM189 192H190V189H189ZM187 192V194L189 193ZM190 192V193H191ZM236 192V191H235ZM131 193V194H132ZM137 193V192H136ZM139 193V191H138ZM143 193V192H142ZM208 193V192H207ZM246 193H247V190H246ZM264 193V192H263ZM185 194V195H187ZM220 194V193H219ZM235 194V193H233ZM237 194V193H236ZM241 194V192L239 193ZM243 194V193H242ZM262 194V193H261ZM260 194V195H261ZM14 195V194H13ZM13 195L11 196L13 198ZM138 195V194H137ZM167 195V194H165ZM170 195V194H169ZM167 195V196H169ZM172 195V194H171ZM183 195V194H182ZM218 195V194H217ZM222 195V194H221ZM225 195V196H226ZM252 195V194H250ZM264 195V194H262ZM261 195V196H262ZM133 196V195H132ZM135 196V195H134ZM144 196V195H143ZM141 196V197H143ZM147 196V195H145ZM144 196V197H145ZM149 196V195H148ZM220 196V195H218ZM217 196V199L220 198ZM256 196L258 195H255L253 197L256 198ZM140 197V198H141ZM171 197V196H170ZM251 197L250 199H255ZM45 198V197H44ZM130 198H133V197H130ZM128 197V199H130ZM137 198V196H136ZM231 198V196H230ZM240 198L239 197V202H240ZM97 199V198H96ZM135 199V197L133 198ZM139 199V197H138ZM138 199L136 200V204H137V201ZM222 199V198H221ZM224 199V198H223ZM222 199V200H223ZM227 199V198H226ZM225 199V200H226ZM249 199L248 203H251V200ZM132 200V199H131ZM125 201V200H124ZM128 201V200H127ZM134 201V200H132ZM130 201V202H132ZM141 201V200H140ZM229 201V200H228ZM227 201V202H228ZM232 201V200H230ZM229 201V202H230ZM236 201V200H235ZM247 200H245L246 202ZM255 201L257 202V199H255ZM259 201V200H258ZM217 202V201H216ZM214 202L213 205L216 203ZM221 202V201H220ZM224 202V200L222 201ZM128 203V202H127ZM133 203V202H132ZM231 203V202H230ZM235 202H233V206L236 205L234 204ZM243 203V201H242ZM247 203V202H246ZM244 203V204H246ZM126 204V203H125ZM135 204L136 206V209L137 208V205ZM223 204H226L227 203H222ZM242 204V205H244ZM264 204V202H263ZM209 205V203H208ZM212 206V204H210ZM230 204L228 203V206ZM247 205V204H246ZM130 206V205H128ZM211 206H209L210 210H211ZM216 206V204H215ZM215 206H212V209L213 211L217 208H215ZM225 206V205H223ZM223 206H221V208H217L218 210L219 209H223L222 208ZM241 206V205H240ZM248 206V205H247ZM246 206V207H247ZM260 206V205H258ZM257 206V207H258ZM264 205H262L263 207ZM173 207V206H172ZM208 207V206H207ZM218 207H220V205L218 204ZM236 207V206H235ZM234 207V208H235ZM208 208V209H209ZM127 210V206L125 208ZM124 209V210H125ZM207 209V208H205ZM226 209V208H225ZM233 209V208H232ZM236 209V208H235ZM240 209V207L237 208V210ZM245 209V208H244ZM241 210L240 213H242V211H245V210ZM248 209V208H247ZM251 209V208H250ZM253 209V208H252ZM260 209V207L258 208ZM258 209H257V212H258ZM131 210V209H129ZM174 210V209H173ZM178 209H176L175 212H177ZM209 210V212H210ZM237 210H235V212H237ZM254 210H256V207H254ZM172 210H169V214L171 216V212ZM220 211V210H219ZM222 211V210H221ZM253 211V210H252ZM208 212V211H207ZM206 212V213H207ZM208 212V213H209ZM215 212V211H214ZM217 212V211H216ZM225 212V210H224ZM234 212V211H232ZM231 212V214H232ZM248 212V211H247ZM256 212V211H254ZM253 212V213H254ZM256 212V214H258ZM126 213V212H124ZM132 213V212H131ZM173 213V212H172ZM211 213V212H210ZM219 212H217L218 214ZM239 213V214H240ZM251 213V212H250ZM249 213V214H250ZM214 214V213H213ZM229 214V213H228ZM228 214H224V216H231V215H228ZM248 214V215H249ZM206 215V214H205ZM215 215V214H214ZM219 215V214H218ZM247 214H245V218L246 216H248ZM252 215V214H251ZM261 215V214H259ZM220 216H222V213L220 212ZM255 216V214H254ZM184 217V216H183ZM186 217V216H185ZM216 217V215H215ZM232 217H233V214H232ZM231 217V218H232ZM234 217H237L239 218L238 216H234ZM233 217V218H234ZM250 217V216H249ZM253 217V216H252ZM257 217V216H256ZM120 218V217H119ZM162 217H160L161 219ZM219 218V217H218ZM224 218V217H223ZM227 218V219H228ZM228 219V220H231ZM209 219H211L209 217ZM226 219V220H227ZM235 219V218H234ZM257 219V218H256ZM154 220H156V218H154ZM186 220V219H185ZM190 220V219H188ZM225 220V221H226ZM241 220L240 219H236V223L237 221ZM243 220V219H242ZM250 219H248L247 221V224L248 225V222H252L250 221ZM258 220V219H257ZM260 220V219H259ZM258 220V221H259ZM159 221V220H158ZM207 221V220H206ZM216 223L215 224H218V223H221V222H218L217 223V220H215ZM220 221V220H219ZM244 221V220H243ZM255 221V220H254ZM253 221V222H254ZM161 222V221H159ZM158 222V223H159ZM182 222H184V220H182ZM181 222V223H182ZM223 222V221H222ZM235 222V220L233 221ZM245 222V221H244ZM252 222V223H253ZM256 222V221H255ZM153 222L149 223V224H152ZM157 222H155L156 224ZM157 223V225H158ZM180 223V222H179ZM187 223V222H185ZM204 223V222H203ZM210 223V222H209ZM208 223V225H209ZM213 223V222H212ZM240 223V222H239ZM132 224V223H131ZM214 224V223H213ZM222 224V223H221ZM221 224H220V227H221ZM233 226L234 224L231 223ZM230 224V225H231ZM243 223H241L242 225ZM256 224V223H255ZM179 225V224H178ZM185 224L182 223V225H180V229H181V226H183ZM211 225V224H210ZM227 225V224H225ZM230 225L227 227L229 228ZM237 225V224H236ZM235 225V226H236ZM241 225L239 226L238 225V228H241ZM132 226V225H131ZM130 227V226H129ZM140 227V226H139ZM152 227V226H151ZM156 228H158L157 226H155ZM179 227V226H178ZM177 227V228H178ZM184 227V226H183ZM212 227V226H210ZM226 227V226H224ZM232 227V226H231ZM231 227L229 229H231ZM132 228V227H130ZM142 228V227H141ZM140 228V229H141ZM208 228V227H207ZM233 228V227H232ZM113 229V228H112ZM212 229V228H211ZM218 229V228H217ZM242 229V228H241ZM247 228L245 227V230ZM139 230V228L137 229ZM185 230V229H184ZM183 230V231H184ZM193 230V229H192ZM190 229V231H192ZM207 230V229H206ZM209 230V228H208ZM219 230V229H218ZM222 230V228H221ZM226 230V228H225ZM236 230H240V229H237ZM248 230V229H247ZM142 231V230H140ZM182 231V232H183ZM187 231L189 230H185L186 232V235H187ZM189 231V232H190ZM202 231V230H201ZM216 232V230H214ZM213 231V232H214ZM229 231V230H228ZM226 232V231H224ZM224 232H222L224 234ZM179 233V232H178ZM177 233V236H181V235H178ZM230 233V232H229ZM180 234V233H179ZM201 234V233H200ZM211 234V233H210ZM219 234V233H218ZM222 234V235H223ZM245 236L247 235L246 232L243 233ZM166 235V234H165ZM228 235V234H227ZM249 235V234H248ZM131 236V235H130ZM175 236V235H174ZM192 237L191 238H194V235H191ZM203 236V235H202ZM205 236V235H204ZM209 236V235H208ZM213 236V235H212ZM129 237V236H128ZM186 237V236H185ZM200 237V236H199ZM231 237V236H230ZM229 237V238H230ZM239 237V236H238ZM253 237V236H252ZM190 238V237H189ZM198 238V237H197ZM227 238V237H226ZM242 238V237H240ZM212 239V238H211ZM231 239V238H230ZM111 241L113 240L112 238L110 239ZM109 240V242H110ZM123 240V239H122ZM195 240V239H193ZM192 240V241H193ZM226 240V239H225ZM232 240V239H231ZM230 240V241H231ZM234 240V238H233ZM249 240V239H248ZM199 241V240H198ZM211 241V240H210ZM125 242V241H124ZM207 242V241H206ZM205 242V243H206ZM111 243V242H110ZM109 243V244H110ZM131 243V242H129ZM189 243V241H188ZM191 243V241H190ZM203 243V242H202ZM222 243V242H221ZM220 243V244H221ZM248 245L247 246H251V244L253 245V247H251L250 249H252V252L253 250L255 249H261V250H264V231L263 233L260 235L259 239H257L256 241H253V242H247ZM108 244V246H109ZM132 244V243H131ZM198 243H195L194 245H196ZM216 244V242H215ZM214 244V245H215ZM229 244V242L227 243ZM240 244L242 243H239L237 245H239V248H242L240 247ZM244 244V243H243ZM242 244V246H243ZM124 245V244H123ZM185 245H189V244H186ZM217 246H219L218 244H216ZM236 245V246H237ZM245 245V244H244ZM134 246V245H133ZM193 246V244H192ZM202 246V245H201ZM213 246V245H212ZM231 246V245H230ZM229 246V248H230ZM246 246V247H247ZM183 247V246H182ZM189 247V246H188ZM199 247V246H198ZM197 247V249H198ZM205 247V246H204ZM203 247V248H204ZM209 247V246H207ZM215 247V246H213ZM228 247V245H227ZM121 248V247H120ZM127 249H131V246L128 248L126 247ZM187 248V247H185ZM189 248L192 249V247L190 246ZM196 248V247H195ZM221 248V246H220ZM100 249V248H99ZM129 249V250H130ZM194 249V247H193ZM211 246H210V248ZM208 249V250H209ZM234 249V247L232 248ZM231 249V251H232ZM244 249V247L242 248ZM241 249V250H242ZM183 249L180 248L179 251H182ZM185 250V249H184ZM189 250V249H188ZM196 250V249H194ZM193 250V251H194ZM219 250V249H218ZM223 250V249H222ZM225 250V249H224ZM227 250V249H226ZM240 250V251H241ZM202 251V250H201ZM216 253H217V250H215ZM228 251V250H227ZM237 252V250H235ZM132 252V251H130ZM204 252H206L204 250ZM210 252V250H209ZM233 252V251H232ZM185 253V252H184ZM184 253L182 252L183 256H184ZM187 253V252H186ZM208 253V251H207ZM238 253V252H237ZM242 253V252H241ZM181 254V253H180ZM197 254V253H196ZM215 254V253H214ZM240 254V252H239ZM260 254V253H259ZM190 255V254H189ZM193 255V254H191ZM195 255V254H194ZM200 255V254H199ZM204 254H202L203 256ZM209 255V253H208ZM206 254V257L208 256ZM211 255H213V253H211ZM245 255V254H244ZM264 255V254H263ZM198 256V255H197ZM201 256V257H202ZM210 256V255H209ZM217 256V255H216ZM215 256V257H216ZM247 256V255H246ZM179 257V256H178ZM182 257V255H181ZM196 257V256H195ZM200 257V256H199ZM213 256H211L212 258ZM221 257V256H220ZM224 257V256H223ZM226 257V256H225ZM245 257V256H244ZM253 257V256H252ZM251 257V258H252ZM188 258V256L186 257ZM185 258V259H186ZM214 258V257H213ZM194 259H197L194 258ZM208 259L205 258V260ZM264 259V258H263ZM179 260H180V257H179ZM178 260V261H179ZM184 260V258H183ZM187 260V259H186ZM204 260V259H203ZM218 260V259H217ZM216 260V261H217ZM223 260V259H222ZM221 260V261H222ZM251 260V259H250ZM262 260V259H261ZM177 261V263H178ZM182 261V260H181ZM189 261V260H187ZM192 262V259L190 260ZM200 261H201V258H200ZM207 261V260H206ZM209 261H210V258H209ZM184 262V261H183ZM181 262V263H183ZM220 262V260H219ZM218 262V264H219ZM180 263V264H181ZM187 263V262H186ZM198 263L199 260H198ZM230 263V262H229ZM179 264V263H178ZM185 264V263H184ZM190 264V263H189ZM192 264H195V263H192ZM205 264H208V263H205ZM216 264V263H215ZM252 264V262H251ZM254 264V263H253ZM258 264V263H257Z\"/></svg>", "mask_w": 264, "mask_h": 264}, {"label": "built area", "instance_id": "obj_3", "mask_svg": "<svg viewBox=\"0 0 264 264\" xmlns=\"http://www.w3.org/2000/svg\"><path fill=\"white\" fill-rule=\"evenodd\" d=\"M10 1L15 5L16 13L0 9V95L15 106L17 115L33 135L49 139L58 130V125L51 121V96L21 59L25 52L24 30L49 9L45 0ZM0 112L3 119H9L7 109L1 107ZM28 201L32 198L28 197ZM37 204L42 215H51L46 218L43 228L53 240L80 243L84 253L91 256L97 253L99 220L74 198L55 190Z\"/></svg>", "mask_w": 264, "mask_h": 264}, {"label": "crops", "instance_id": "obj_4", "mask_svg": "<svg viewBox=\"0 0 264 264\" xmlns=\"http://www.w3.org/2000/svg\"><path fill=\"white\" fill-rule=\"evenodd\" d=\"M10 105V104H9ZM3 107V106H2ZM11 107H12V105L11 106H9V107H6V109L8 110V112H9V114H11L12 113V111H11ZM1 108V107H0ZM2 117V115H1V112H0V132H2L4 129H3V122H4V120L1 118ZM2 155V154H1ZM0 155V159L2 158V156ZM1 162V161H0ZM44 223H45V221H44ZM41 232H43V231H41ZM44 233V236H47L48 237V232H43ZM48 239V238H47ZM53 241V240H52ZM49 244H51V243H49ZM26 246V245H25ZM46 247V246H45ZM64 248H61L60 250H58L57 252H55V253H53L52 255H51V257H49V259H48V262H49V264H58L59 262H60V260L63 258V256L66 254V253H64L62 250H63ZM27 256H25V255H19V256H15L14 257V259L19 263V264H24V261H27Z\"/></svg>", "mask_w": 264, "mask_h": 264}]
</instances>
